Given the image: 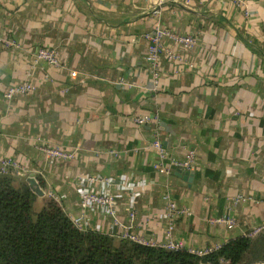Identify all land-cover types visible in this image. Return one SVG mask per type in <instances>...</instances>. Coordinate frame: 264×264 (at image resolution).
I'll list each match as a JSON object with an SVG mask.
<instances>
[{
    "label": "crops",
    "instance_id": "obj_1",
    "mask_svg": "<svg viewBox=\"0 0 264 264\" xmlns=\"http://www.w3.org/2000/svg\"><path fill=\"white\" fill-rule=\"evenodd\" d=\"M245 1L248 13L232 0H0V157L41 178L42 202L56 195L82 229L203 250L264 226V0ZM157 26L196 44L163 38L181 60L161 55L155 84L146 34ZM41 47L60 65L36 62ZM27 79L35 90L3 97ZM142 114L158 120L138 125ZM56 145L75 157L41 149ZM190 153L192 174H177L172 161ZM85 190L113 195L119 222L84 207Z\"/></svg>",
    "mask_w": 264,
    "mask_h": 264
},
{
    "label": "trees",
    "instance_id": "obj_2",
    "mask_svg": "<svg viewBox=\"0 0 264 264\" xmlns=\"http://www.w3.org/2000/svg\"><path fill=\"white\" fill-rule=\"evenodd\" d=\"M41 187L43 180L38 181ZM39 195L26 178L0 174V264H259L264 262V227L219 249L198 255L183 248L136 243L78 227L54 198Z\"/></svg>",
    "mask_w": 264,
    "mask_h": 264
},
{
    "label": "built area",
    "instance_id": "obj_3",
    "mask_svg": "<svg viewBox=\"0 0 264 264\" xmlns=\"http://www.w3.org/2000/svg\"><path fill=\"white\" fill-rule=\"evenodd\" d=\"M234 3L240 5L241 7H244L246 9V13H248V8H247V3L245 0H232ZM146 37L150 41L149 45V52L147 54V60L151 65V71L153 72L154 75V83L157 84L159 82V70H158V61L161 55L166 54L170 59L172 60H181V55L178 53H174L170 49L166 48L165 45L163 44V38H169L173 40L176 43H179L185 48H191L196 44V39L192 35H184L180 34L178 32H175L171 29L164 28L161 26H157L155 28V31L151 34H146ZM4 44L6 46H12L16 45V43L12 40H4ZM35 61H46L54 66H59L60 65V60L58 57V53L54 48L51 47H41L36 55H35ZM73 76L77 75L76 71L72 72ZM35 90V85L29 80H25L22 83H18L15 85H11L7 88V90L4 92L3 97L7 100H11L15 95L20 94V93H27V92H32ZM2 113V104L0 102V115ZM158 120V115L157 114H142V115H137L135 117V122L138 125H145L149 124L153 121ZM152 146L157 150L159 154V158L161 161H164L168 158V152L162 142L159 139H155L152 142ZM42 151L45 153V155L50 158H59V159H73L75 157V152L74 151H69L66 150L60 146H41ZM193 160H194V155L193 153H190L185 160L179 161V160H174L171 163V168H181V169H191L193 166ZM156 167L164 173H169L170 170L167 167H164L162 165H156ZM0 174H13L17 176L21 175H27L28 174V169L19 163L18 161L12 159V158H4L0 157ZM95 180H106L108 179H103V178H98L95 176H87L84 177L82 182L87 185V183H91ZM264 183V179H263ZM52 198L55 200L59 201V198L51 194ZM168 202H167V209L169 211V218H170V230L172 229L173 226V220L177 214V205L174 201H172L169 197H166ZM82 204L84 207L90 206V205H99L103 209H105L114 219L115 222H119V218L116 213L115 209V199L113 195L111 194H101L97 192H92L89 190H85L83 193L82 197ZM131 217H134V213H131ZM74 223L81 228V220L82 217H76L72 218ZM213 222H219V223H224L226 224L229 228H232L234 225V220L231 218H226V217H220L217 219H213ZM264 226H258L252 229L247 235H255L257 234ZM170 234V232H169ZM122 237L128 238L136 243H140L143 245H150V246H162L168 249H173V250H178V249H183L185 248V245L182 241H174L170 240L166 244H158L156 241L153 239H148L142 235L131 233L129 231L125 232ZM222 245L216 246V247H211L203 250H190L193 253H196L198 255H205L208 254L214 250H217L221 247Z\"/></svg>",
    "mask_w": 264,
    "mask_h": 264
},
{
    "label": "water",
    "instance_id": "obj_4",
    "mask_svg": "<svg viewBox=\"0 0 264 264\" xmlns=\"http://www.w3.org/2000/svg\"><path fill=\"white\" fill-rule=\"evenodd\" d=\"M176 172H177V174H179V175H184V174H186V175H190V174H192L193 171H191V170H183V169H181V168H178ZM27 180H28V182L30 183V186L34 189V191H35L38 195H41V196L44 195V193H43V191L41 190L40 185H39V183L37 182V180H36V178H35V175H34L33 173L29 175V177L27 178ZM259 264H264V262H263V263H259Z\"/></svg>",
    "mask_w": 264,
    "mask_h": 264
},
{
    "label": "rangeland",
    "instance_id": "obj_5",
    "mask_svg": "<svg viewBox=\"0 0 264 264\" xmlns=\"http://www.w3.org/2000/svg\"><path fill=\"white\" fill-rule=\"evenodd\" d=\"M43 207V202L41 200V198H39V200L35 203V210L39 211L41 208Z\"/></svg>",
    "mask_w": 264,
    "mask_h": 264
}]
</instances>
